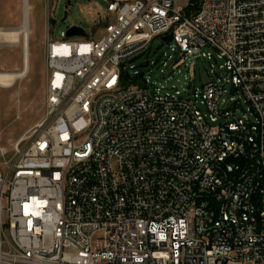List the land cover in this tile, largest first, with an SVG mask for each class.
<instances>
[{
	"label": "built area",
	"instance_id": "1",
	"mask_svg": "<svg viewBox=\"0 0 264 264\" xmlns=\"http://www.w3.org/2000/svg\"><path fill=\"white\" fill-rule=\"evenodd\" d=\"M103 1V37L48 40L43 118L0 148V264H264V0ZM158 39L168 70L214 50L211 81L132 73Z\"/></svg>",
	"mask_w": 264,
	"mask_h": 264
},
{
	"label": "rangeland",
	"instance_id": "2",
	"mask_svg": "<svg viewBox=\"0 0 264 264\" xmlns=\"http://www.w3.org/2000/svg\"><path fill=\"white\" fill-rule=\"evenodd\" d=\"M29 6V71L13 88L0 87V148L12 156L15 142L43 118L46 91L45 53L48 40L63 41L62 34L72 26L82 28L85 41L97 40L105 35V26L114 21L103 0H27ZM25 0H0V28L19 29L23 25ZM23 44L0 43V71L21 72L24 69ZM207 58H198L185 68L184 64L169 69L163 66L171 49L158 39L153 44L151 66L145 67V58L134 62L132 73H141L150 85L169 91L173 85L179 89L187 86V78L199 86L211 81L212 59H217L214 50L206 48ZM166 54V56H165ZM219 64H223L219 60ZM178 69L181 70L178 73ZM165 71V73H163ZM171 71L175 75L171 77ZM170 78V79H169ZM0 161H2L0 157Z\"/></svg>",
	"mask_w": 264,
	"mask_h": 264
},
{
	"label": "bare ground",
	"instance_id": "3",
	"mask_svg": "<svg viewBox=\"0 0 264 264\" xmlns=\"http://www.w3.org/2000/svg\"><path fill=\"white\" fill-rule=\"evenodd\" d=\"M25 0L23 13V25L19 29L4 30L0 28V43L18 45L23 44L24 69L21 72L0 71V87L5 89L13 88L19 79H23L29 71V6Z\"/></svg>",
	"mask_w": 264,
	"mask_h": 264
},
{
	"label": "water",
	"instance_id": "4",
	"mask_svg": "<svg viewBox=\"0 0 264 264\" xmlns=\"http://www.w3.org/2000/svg\"><path fill=\"white\" fill-rule=\"evenodd\" d=\"M66 38H82V37H87L86 32L77 26H72L70 28L67 29L66 33ZM164 41L166 42H170L172 40V35L163 38Z\"/></svg>",
	"mask_w": 264,
	"mask_h": 264
}]
</instances>
